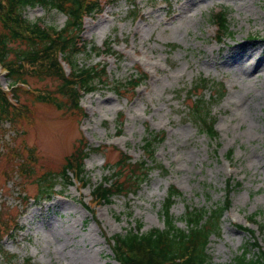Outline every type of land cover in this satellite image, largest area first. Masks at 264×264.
<instances>
[{
    "label": "rangeland",
    "instance_id": "374dc122",
    "mask_svg": "<svg viewBox=\"0 0 264 264\" xmlns=\"http://www.w3.org/2000/svg\"><path fill=\"white\" fill-rule=\"evenodd\" d=\"M131 1L119 0L84 18L82 36L100 48L105 42L112 45L115 55L86 60L106 64L110 80H124L136 69L147 73L134 92L100 86L81 97V112L53 93L61 102L57 108L35 98L38 92H54L57 81L39 80L28 69L19 101L12 105L20 115L0 121V215L8 218L0 236L6 235L3 250L16 255L14 261L0 257V264H120L106 238L137 223L142 232L163 229L161 210L170 186L180 191L170 207L179 228L186 227L187 206L208 209L229 202L219 233L207 245L210 264H231L255 240L264 248V69L257 77L248 73L264 59V0H191L181 16L184 0ZM222 9L227 10L229 32L217 40L210 16ZM23 16L58 27L66 19L40 6L24 9ZM81 55L80 61L85 59ZM199 76L225 88L211 106L218 132L214 139L185 117V91ZM10 81L0 68V86L6 90ZM151 132L165 134L155 159L166 172L155 169L134 192L93 204L91 191L108 174L106 165L120 152L133 160L142 157L143 138ZM85 145L93 149L84 163L89 184L66 186L57 179L50 200L26 204L21 193L34 198L38 176L59 174L65 158ZM29 157L31 171L22 174L18 166L25 162L20 159ZM252 214L256 217L250 224ZM16 220L18 229L13 228Z\"/></svg>",
    "mask_w": 264,
    "mask_h": 264
},
{
    "label": "trees",
    "instance_id": "16d2710c",
    "mask_svg": "<svg viewBox=\"0 0 264 264\" xmlns=\"http://www.w3.org/2000/svg\"><path fill=\"white\" fill-rule=\"evenodd\" d=\"M103 1L114 3L116 0H0V65L7 71L11 80V91L17 102L20 89L17 84L25 83L24 75L28 69L39 80L52 78L57 81L54 92L35 94L38 101L61 108V102L52 95L56 93L64 99L67 107L80 112L79 101L84 94L106 85H113L117 93L121 89L133 90L146 78L144 73H139L121 81L111 82L105 64H91L86 61L88 57L99 56L102 52L115 53L110 44H106L101 50L92 42L84 40L82 36L84 17L99 12ZM36 6L62 13L66 18L63 26L43 25L40 21L27 20L23 16L24 9ZM132 13L135 14L134 11ZM210 21L215 26L217 40L229 32L227 10L212 13ZM80 54L85 57L84 61L79 60ZM62 62L68 66V73L64 72ZM224 93V86L221 83L203 76L193 80L185 92L184 100L187 101L185 117L209 139H214L218 135L211 106L213 101L220 100ZM19 115L20 111L15 110L0 87V121H14ZM164 136V132H151L144 137L140 159L133 160L126 153L120 152L112 165L107 164L105 168L108 174L103 176L91 191L93 204H107L111 202L113 196L134 192L155 169L166 172L155 159L156 146L163 141ZM92 150L87 145L80 150L75 149L65 158L59 174L45 172L38 176L39 186L32 199L49 200L57 179L62 180L66 186H71L77 181L85 188L89 184V177L84 170V163ZM231 155L230 150L228 157ZM30 159V157L20 159L25 162L24 165L18 166L22 174L31 171L26 164ZM227 184L229 191V181ZM21 194L28 204L31 198H27L23 192ZM178 196L180 191L170 186L161 210L164 218L163 229L154 228L142 232V225L137 223L133 228L125 230L124 234L118 233L106 238L112 241L111 251L116 261L120 264H210L211 257L207 253V245L210 236L219 233L221 217L229 202L208 209L187 206L183 215L186 227L183 229L176 226L175 219L170 213V207ZM85 207L93 214V208ZM5 212H10L8 206ZM255 217L256 214L249 216L248 222L254 223ZM7 220L8 218H2L0 215V226L7 224ZM17 224L18 220L15 221L13 228L18 229ZM242 228L249 235H253V230ZM9 235L12 234L9 232ZM2 238L1 235L0 257L14 261L16 255L3 250ZM29 262L30 258H24V263ZM231 264H264V248H261L256 240L245 244L239 253L235 254Z\"/></svg>",
    "mask_w": 264,
    "mask_h": 264
},
{
    "label": "bare ground",
    "instance_id": "6f19581e",
    "mask_svg": "<svg viewBox=\"0 0 264 264\" xmlns=\"http://www.w3.org/2000/svg\"><path fill=\"white\" fill-rule=\"evenodd\" d=\"M192 4H193V2L191 0H184L179 6L181 11H180V13H178V15L181 16L182 13L184 15H186L187 11H185V8H188ZM254 53H255L254 49L248 50V54L252 55ZM250 68H251V70H249L248 73L253 72V73H255V76L257 77L259 75V73L264 69V59H262V60L258 59Z\"/></svg>",
    "mask_w": 264,
    "mask_h": 264
}]
</instances>
